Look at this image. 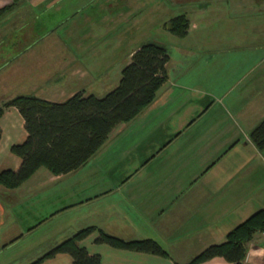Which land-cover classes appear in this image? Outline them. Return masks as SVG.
<instances>
[{
  "label": "crops",
  "instance_id": "obj_1",
  "mask_svg": "<svg viewBox=\"0 0 264 264\" xmlns=\"http://www.w3.org/2000/svg\"><path fill=\"white\" fill-rule=\"evenodd\" d=\"M61 1L0 0V55L4 54L1 43L10 27L27 25L25 21L29 22L30 16H35L42 7L59 5ZM172 5L177 8V11L172 10V15H185L188 20L187 35L176 37L181 41L178 46L188 47H182L177 60L169 56L167 79L152 103L132 121L113 129L102 147L78 170L55 176L46 169H39L15 189L0 186L1 195L22 196L18 207L23 208L24 203L33 204L32 211L27 213L34 220L33 226L18 228L15 234L0 226V257L45 221L57 220L65 212L96 203L94 218L81 216L86 219L85 228L94 227L108 235L116 228L124 229L132 234V241L152 238L169 255L161 260L158 256L132 252V263L186 264L210 245L223 243L227 233L250 215L264 210V150H258L249 137L264 120V0H173ZM254 10L261 12L252 14ZM254 20L259 29L253 41L255 48L249 49L245 29ZM219 25L229 28L226 35L214 34V26ZM231 26L235 27V35L228 39L232 44H225ZM226 47L234 48L235 55L229 58L238 59L227 80L224 68L220 77L209 70L210 65L226 54L214 50ZM138 48L128 55L125 66ZM21 53L2 64L0 69ZM225 58V61L229 59ZM123 68L119 66L111 77L108 71L105 78L97 80L90 69L76 66L65 74V80L75 83L70 88L58 86L60 95H64L55 102H64L78 92L102 98L111 91L110 87L119 84ZM58 80L55 77L52 84ZM93 80L97 82L94 85ZM56 86L50 87L56 90ZM224 101H227L225 105ZM213 106L221 113L212 112ZM7 110L18 112L15 108ZM21 127L20 133L14 132L16 142L12 145H18L19 140L23 143L27 137L22 117ZM0 130L1 144L5 132L1 127ZM122 141H132V145L119 146ZM118 146L122 148L121 154L132 150L137 155L132 158V174L123 179L110 178L117 182L118 188L114 189L108 187L105 179L99 180V172L110 170L114 165L98 162L95 158L101 154L100 150L110 151ZM171 149L173 152L169 153ZM158 161L160 165H152ZM20 163L17 157L9 170L16 171ZM3 167L0 166V171L8 170ZM131 183L132 191L127 196L123 194L117 198L114 195L120 186ZM42 193L56 202L55 210L44 217L39 212ZM7 217L1 214L0 222L4 226ZM79 221L77 217L67 227ZM96 233L81 241L80 246L88 250L89 242L97 238ZM89 253L100 255L102 264H106L100 252ZM247 253L251 264L260 263L264 233L254 235L247 244ZM202 264L228 263L214 258Z\"/></svg>",
  "mask_w": 264,
  "mask_h": 264
},
{
  "label": "rangeland",
  "instance_id": "obj_2",
  "mask_svg": "<svg viewBox=\"0 0 264 264\" xmlns=\"http://www.w3.org/2000/svg\"><path fill=\"white\" fill-rule=\"evenodd\" d=\"M172 2L173 0H62L59 5L50 4L42 7L35 16H30L29 22L25 21L24 24L27 25L10 27L5 41L1 43V50L4 54L0 55V66L14 55L22 53L14 61L0 69V109H3V114L0 116V127L5 132L0 144V166L9 170L12 165H15L17 156L11 152V146L16 142L14 132L20 133L22 128L18 112L12 111L16 114L13 115L7 108H4V105L10 100L28 95L51 102L63 99L64 94L60 95L61 91L58 86L65 85L70 88L75 83L70 79L65 80V74L68 71L75 69L76 66L79 68L85 66L93 72L92 77L97 80L105 78L108 71L111 72L109 75L111 77L113 71H116L119 66L121 68L125 66L132 50L146 43L162 44L167 49L169 56L175 60L182 47L188 46H178L181 41L169 33L164 25V22L177 16L174 13L172 15V10L177 11ZM254 8L257 9L256 6ZM25 12L28 13V11ZM258 12L261 11L254 10L252 14ZM255 24L254 20L245 29L249 40L246 45L249 49L255 48L253 41L256 40L255 36L259 29ZM227 29L229 28H223L221 25L214 26V34L218 37L226 35ZM230 29L231 31H228L225 38V44H232V41L228 39L235 35V27L231 26ZM232 51H234L233 47L214 50V52L226 53L223 56H228V58L229 55H235ZM225 57H219L216 64L213 63L209 66V70L220 77L221 69L224 68L223 73L226 72L227 80L232 74L233 64L238 59L231 57L225 61ZM228 61L229 65H227ZM199 65L197 64L198 67H203ZM55 77L59 79L58 82H55L56 90L50 87L56 85L52 84ZM60 80L62 83H59ZM96 83L93 80L92 85ZM90 88L93 87L90 85ZM114 88L110 87L108 90ZM97 92L103 94V91ZM226 103L227 101H224V105ZM211 111L216 114L221 113V110L216 106H213ZM18 142L21 144L20 140ZM123 145H125L124 148H127L132 145V141L129 143L122 141L119 144V146ZM119 146L118 149L112 148L110 151L101 152L100 150L99 153L103 156L99 155L95 158L96 161L99 160L98 162L102 161L115 166H111L113 168L110 170L103 171L102 169L99 172V180L105 179L109 184L108 187L114 189L118 188L117 182L110 178L121 177L123 179V177L132 174V158L137 155L132 150L121 154L122 148ZM171 152L173 149L169 150V153ZM160 164L158 161L152 165L157 167ZM42 171L46 170L42 168ZM130 191H132V183L120 186L114 195L117 198L123 194L127 196ZM44 193L41 195L39 207V212L43 217L51 214L55 210L54 205L56 204L50 195ZM1 194L0 192V217L1 214L8 216L5 226L0 222L1 228L4 230L7 228L10 234H15L14 232L18 228L27 229L29 224L33 226L34 220L27 213L32 211L33 204L24 203V207L20 208L17 204L23 199L22 196H14V193L11 196ZM95 205L97 204L79 207L65 212L57 220L45 221L33 234L26 236L18 244L6 250L5 254L0 257V264H31L69 238L76 232L75 230L84 229L86 226L83 224L86 219H82L81 216L91 215L90 219L94 218ZM12 208H14V212ZM77 217H80V221L73 227H67ZM113 234L111 235L124 241H132V234L124 229L117 230L116 228ZM142 238L135 241L145 240V237ZM93 241L88 244V252H100L104 263L135 264L132 263V252L114 249L106 244H95ZM161 260H166V258ZM144 263L141 261V264ZM42 264L72 263L69 255L62 254Z\"/></svg>",
  "mask_w": 264,
  "mask_h": 264
},
{
  "label": "trees",
  "instance_id": "obj_3",
  "mask_svg": "<svg viewBox=\"0 0 264 264\" xmlns=\"http://www.w3.org/2000/svg\"><path fill=\"white\" fill-rule=\"evenodd\" d=\"M165 27L172 35L183 38L189 24L185 15H178ZM168 60V51L162 44H142L122 69L119 84L102 98L78 92L61 103L32 95L10 100L4 108L18 111L27 137L23 143L11 146V152L21 163L16 171H0V186L15 189L42 168L55 176L78 170L102 147L113 129L132 121L152 103L167 79ZM2 114L3 109H0V116ZM249 137L258 150H264V120L250 132ZM94 231L98 232L95 244L169 258L167 252L151 239L124 241L88 227L31 264H42L59 254L69 255L72 264H102L100 255L90 254L80 246V242ZM257 233H264V210L250 215L227 233L223 243L210 245L186 264H202L214 258H222L228 264H243L247 244Z\"/></svg>",
  "mask_w": 264,
  "mask_h": 264
},
{
  "label": "built area",
  "instance_id": "obj_4",
  "mask_svg": "<svg viewBox=\"0 0 264 264\" xmlns=\"http://www.w3.org/2000/svg\"><path fill=\"white\" fill-rule=\"evenodd\" d=\"M246 255H247V257H245L243 264H251L250 260L248 259V253ZM259 257H260V263L259 264H264V253L262 255H260Z\"/></svg>",
  "mask_w": 264,
  "mask_h": 264
}]
</instances>
